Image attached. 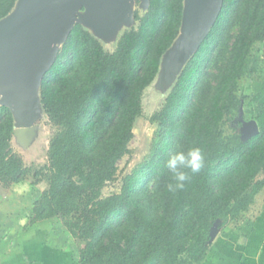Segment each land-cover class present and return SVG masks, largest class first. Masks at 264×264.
<instances>
[{
    "label": "trees",
    "instance_id": "trees-1",
    "mask_svg": "<svg viewBox=\"0 0 264 264\" xmlns=\"http://www.w3.org/2000/svg\"><path fill=\"white\" fill-rule=\"evenodd\" d=\"M17 0H0V19ZM135 0L134 23L108 48L74 25L41 79L40 114L50 129L44 164H25L10 141L14 120L0 106V187L44 185L28 226L56 221L76 246L77 264H203L211 229H235L264 190V125L246 116L250 94L241 83L264 75V0H223L219 14L160 102L146 119L148 152L129 171L142 97L179 34L183 0ZM255 120L242 139L233 122ZM201 148L205 168L182 191L169 192L168 156ZM43 228V227H42Z\"/></svg>",
    "mask_w": 264,
    "mask_h": 264
},
{
    "label": "water",
    "instance_id": "water-1",
    "mask_svg": "<svg viewBox=\"0 0 264 264\" xmlns=\"http://www.w3.org/2000/svg\"><path fill=\"white\" fill-rule=\"evenodd\" d=\"M138 2L142 10L149 5V0ZM222 3L183 0L179 34L162 56L158 83L174 82L213 26ZM134 4L135 0H17L14 10L0 19V106L11 112L15 135L33 130L31 123L40 114L41 79L74 25L104 42L115 39L121 27L133 25ZM240 122L242 139L258 133L255 120ZM216 231L214 225L211 239Z\"/></svg>",
    "mask_w": 264,
    "mask_h": 264
},
{
    "label": "rangeland",
    "instance_id": "rangeland-1",
    "mask_svg": "<svg viewBox=\"0 0 264 264\" xmlns=\"http://www.w3.org/2000/svg\"><path fill=\"white\" fill-rule=\"evenodd\" d=\"M123 27H121V29ZM121 29L119 31H121ZM113 41L114 39L110 38L103 42L110 48ZM260 58L263 61L262 68L264 69V45L260 48ZM157 79L158 77L143 93V116L140 117L135 124L133 138L128 146L130 153L117 163L120 173H123L124 170L129 171L148 152L152 127L148 124L146 118L160 106L161 100L172 85H161L157 82ZM240 92L243 94H250V99L246 103V108L244 109L245 115L249 117L251 115H258V123L264 125V75L258 74L243 81L240 86ZM240 127L241 124H237L235 121L231 126L225 128V132L229 133L232 128L240 131ZM31 128H33L31 133L24 132L15 135L10 141L11 148L14 152L22 155L27 165L30 163L44 164L46 161L45 153L50 129L46 125L43 117H41V114L31 123ZM43 189V184L32 186L29 181L13 185L8 190L0 187V240L3 241L8 238L6 235H15L16 233H18L19 236L27 235L32 238L36 237L37 234L39 238L41 236V239H46L47 236L51 246L58 249L62 248L64 252H67L64 253L68 256L67 262L77 264V248L71 236L60 224L56 221L42 222V224L40 222L38 225L33 224L30 226L27 224L31 204L40 195ZM263 210L264 190L258 196V200L254 205L251 206L246 214L247 218L240 223L239 227L235 229L227 228L222 232L216 231L212 237V246L209 255L203 264H224L221 257L223 256L226 258L227 256L230 257V255L234 256V251H237L234 249V246L244 238L251 242H248L245 248L244 259L248 260V254L252 247L254 251L256 250V244L252 241L255 240L253 234L256 232L253 223L256 224L257 222L264 221V219H258ZM253 229L255 230L253 231ZM231 234H233L234 238L230 236ZM244 235L246 236L244 237ZM252 235L253 237H251ZM2 247H4L3 244L1 248Z\"/></svg>",
    "mask_w": 264,
    "mask_h": 264
},
{
    "label": "crops",
    "instance_id": "crops-1",
    "mask_svg": "<svg viewBox=\"0 0 264 264\" xmlns=\"http://www.w3.org/2000/svg\"><path fill=\"white\" fill-rule=\"evenodd\" d=\"M263 212L264 210L260 214L259 220L264 219ZM253 227L256 229L253 231L256 232L253 234L254 237L253 235L251 237L255 238L252 241L256 244V250L254 251L252 247L248 254L249 259L245 260L244 256L246 244L250 241L244 238L234 246V249L237 250L234 251V256L221 257L224 264H264V221L253 223ZM230 236L234 238L233 234ZM6 237L8 238L0 240V264H71V262H67L68 256L64 254L67 252H64L62 248L51 246L47 236L46 239H41V236L39 238L37 234L32 238L27 235L19 236L16 233L15 235H6ZM2 244L4 247L1 248Z\"/></svg>",
    "mask_w": 264,
    "mask_h": 264
},
{
    "label": "clouds",
    "instance_id": "clouds-1",
    "mask_svg": "<svg viewBox=\"0 0 264 264\" xmlns=\"http://www.w3.org/2000/svg\"><path fill=\"white\" fill-rule=\"evenodd\" d=\"M207 156L199 147L172 152L165 161V167L171 173L172 182L167 184L169 192L182 191L192 177L199 174L206 166Z\"/></svg>",
    "mask_w": 264,
    "mask_h": 264
}]
</instances>
